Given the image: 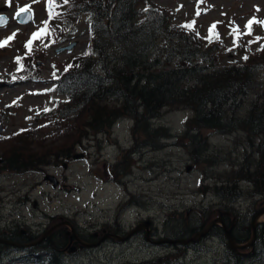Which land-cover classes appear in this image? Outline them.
<instances>
[{
  "label": "trees",
  "instance_id": "trees-1",
  "mask_svg": "<svg viewBox=\"0 0 264 264\" xmlns=\"http://www.w3.org/2000/svg\"><path fill=\"white\" fill-rule=\"evenodd\" d=\"M55 1L53 16L48 15L44 20L48 22L49 35L42 39L43 43L48 47L63 43L77 33L80 20L87 15L89 46L85 54L58 63L64 69L57 70L51 91L62 97H51V103L36 115L46 126L60 123L66 128L75 120L81 122L73 125L74 132L69 131L70 127L64 132L69 143L42 153L31 152L25 142L35 130L16 131L13 136L18 143L0 155L4 160L3 170L21 173L50 164L60 165L74 158L77 147L83 146L84 140L93 141V145L100 148L103 139L99 135H110L117 120L129 119L132 121V144L117 163H130L123 174L130 173L131 157L135 153L163 149L168 140L175 138V144L188 151L192 164L206 172L205 168L216 167L224 160L210 153L211 135L242 133V138L236 140L237 146L243 148L242 157L232 158L227 164L229 168L218 173L215 184L203 186L205 192L213 190L229 210L228 214L221 211L220 216L226 228L216 223L204 239H225L227 264H264V222L257 225L256 239L251 247L232 248L226 230H231L237 243L249 242L252 221L264 207L260 208L264 203V84L259 76L264 65V50H261L264 42L254 54L247 55V47V59L244 58L243 63L221 65L214 52L216 42L181 27L191 22L174 24L164 7L153 5L149 0ZM34 47L32 45L33 50ZM48 47L41 49L45 52ZM30 55L28 60L32 63L37 55L33 51L26 57H18L19 65L26 67L25 60ZM180 109L191 112L181 133L175 134L170 126L155 122L165 111ZM115 170L119 175L116 167ZM245 196L252 197L256 203L261 198V202L255 204L259 206L257 209L244 216L235 208V203ZM198 214L201 218L195 222L184 213L171 217L170 226L166 222L167 238L183 240L197 236L211 218L207 211H198ZM68 229H54L36 245L22 249L35 256V260L21 259V262L71 264ZM111 231L116 233L117 229L114 227ZM15 233L19 237L0 235L21 243H31L41 236ZM83 235L89 243L96 241L91 233ZM195 244L192 241L189 245ZM182 245L178 243L174 245L175 250L152 260L125 264H177L185 256V249L181 247L186 245ZM11 248L18 249L0 243V264L18 263L4 260ZM43 252L48 254L45 259L41 255Z\"/></svg>",
  "mask_w": 264,
  "mask_h": 264
},
{
  "label": "rangeland",
  "instance_id": "rangeland-1",
  "mask_svg": "<svg viewBox=\"0 0 264 264\" xmlns=\"http://www.w3.org/2000/svg\"><path fill=\"white\" fill-rule=\"evenodd\" d=\"M149 1L164 7L174 24L195 21L194 31L206 40L216 42L214 52L221 65L243 63L245 49L248 47L247 55L254 54L264 42V0ZM29 6L34 20L22 24L15 18V13L19 8ZM2 13L11 19L0 26V42L13 33L16 35L6 46L0 47V80L5 82L0 85V125L3 127L0 140L4 139L0 143V155L18 143L13 133L21 129L35 130L29 141H25L31 152L42 153L69 143L64 132L69 127V131L74 132L73 125L76 126L79 120H73V125L66 128L60 123L46 126L36 114L51 103V97H62L51 91L57 70L64 69L58 63L68 62L73 56L87 52L90 39L87 15L80 20L77 33L61 44L48 47L42 39L34 41L32 51L37 55L32 58V63L28 60L31 55L26 58V67L23 68L17 58L29 54L24 43L44 27L42 22L49 15L47 0H11V6H8V0H0ZM253 19L255 22L248 34L246 25ZM213 24L218 39L210 37ZM233 28L239 29L237 44L233 43L234 37L230 34ZM70 43H75L72 49L57 52V48ZM44 47H48L45 52L41 49ZM36 75L40 78H32ZM259 76L264 84V65ZM190 115L187 109L167 110L155 122L170 126L173 133L179 134ZM131 126L129 119L117 120L110 135H99L103 139L100 148L93 145V141L84 140V145L77 147L75 153L84 155L79 159L64 160L66 167L50 164L17 173L3 170L4 160L0 158V232L10 234L8 230L13 227L22 234L61 227L69 228L68 232L80 230L86 235L96 232L92 249L68 254L71 264L141 263L176 249L174 245L177 243L170 242L166 235L169 232L166 222L171 217L184 213L195 222L202 215L198 211H207L211 215L210 224L221 219V211L228 214L229 210L220 197L211 189L205 192L204 187L215 184L218 173L229 168L227 164L232 158L242 157L243 148L236 142L242 138V133L211 135L210 153L224 160H220L216 167L205 168L206 172L192 164L188 151L176 145L175 138L168 140L163 149H144L135 153L131 157L130 173L123 174L130 163L119 166L117 163L132 144ZM115 167L119 175L115 174ZM47 174L56 176V186L53 181L45 179ZM258 203L245 196L235 203V208L245 216L248 211L252 213L257 209L259 206L255 204ZM263 205L261 203L260 208ZM260 212L259 223L264 222V207ZM216 223L221 224L220 221ZM114 227L116 233L111 231ZM135 229L128 239H123ZM204 238L195 241V245L183 244L186 245L181 247L185 249V256L177 264H227L225 239ZM108 239L111 241L105 242ZM26 256L24 251L11 248L4 260L23 264L21 259H29Z\"/></svg>",
  "mask_w": 264,
  "mask_h": 264
},
{
  "label": "water",
  "instance_id": "water-1",
  "mask_svg": "<svg viewBox=\"0 0 264 264\" xmlns=\"http://www.w3.org/2000/svg\"><path fill=\"white\" fill-rule=\"evenodd\" d=\"M31 11V10H30ZM31 13L33 14V12L31 11ZM0 15H2V16H5V17H7V23L10 21V16H8V15H6V14H0ZM28 14L27 13H25L24 15H22L20 18H19V20H23V19H25V16H27ZM16 18V17H15ZM17 19V18H16ZM18 19H17V21H19ZM34 20V14L32 15V18L31 19H29V21L27 22V23H22V24H29V23H31L32 21ZM6 23V24H7ZM74 45H75V43H70V44H67V45H64V46H61V47H59V48H57V52H61V51H63V50H65V49H68V50H70V49H72L73 47H74ZM5 82L3 81V80H0V85H3ZM2 126L0 125V131L2 130ZM84 154H74V158L75 159H79V158H81L82 156H83ZM0 162H2V159H0ZM65 163V162H64ZM45 179L46 180H50V181H53L54 182V186H56L57 185V183H58V180H57V178H56V176L55 175H51V174H47L46 176H45ZM262 212H259V213H257L256 215H255V217H254V219H253V221H252V238H251V240L249 241V242H247V243H245V244H239V243H237L235 240H234V238H233V236H232V234H231V230L230 229H226L227 230V237H228V241H229V244H230V246L232 247V248H234V249H238V248H244V247H251V246H253V244H254V241H255V239H256V235H257V225H258V223H259V221H258V217L260 216V214H261ZM217 221H220L221 222V224L222 225H224L223 224V222H222V220L221 219H215V220H213L210 224H208V226H206V228L202 231V232H200L197 236H194V237H192V238H190V239H183V240H169L170 242H172V243H174V244H178V243H181V244H187V243H189V242H192V241H198L199 239H201L202 237H204L208 232H209V230L213 227V225L214 224H216V222ZM224 227L226 228V226L224 225ZM138 228H140V226L139 227H137V230H138ZM136 231V229L135 230H133L132 232H130L125 238H123V239H128L129 238V236L130 235H132V233H134ZM47 235V234H46ZM46 235H44L43 237H41L40 239H38L37 241H34V242H31V243H21V242H15V241H11V240H7V239H4V238H0V242H3V243H6V244H9V245H11V246H15V247H18V248H26V247H29V246H32V245H36L37 243H39ZM160 242H162V241H160ZM83 243V242H82ZM86 244V243H85ZM87 246H93L94 244H86Z\"/></svg>",
  "mask_w": 264,
  "mask_h": 264
},
{
  "label": "snow or ice",
  "instance_id": "snow-or-ice-1",
  "mask_svg": "<svg viewBox=\"0 0 264 264\" xmlns=\"http://www.w3.org/2000/svg\"><path fill=\"white\" fill-rule=\"evenodd\" d=\"M35 2V0H34ZM66 2V0H65ZM47 5H48V13H49V17L51 18L53 16V9L55 7V0H47ZM8 6H11V0H8ZM25 13H27L28 15L25 16V19L23 20H19V18L24 15ZM200 13L198 12L197 15H199ZM32 13L30 11V6L29 7H23V8H19L18 11L15 13V17L19 20L20 23H27L29 21V19L32 18ZM255 22V20H250L248 22V24L246 25V28L248 29V34L251 33V27L252 24ZM7 23V17L0 15V26H4ZM44 27L40 28L38 31H36L35 33L32 34V36L30 37V39L26 42L25 44V48L27 49L28 53L30 54L32 51V45L34 43V41L39 40V39H43L45 36L49 35V30H48V22L44 21L43 22ZM181 27L187 28L189 30H194L195 28V21H192L189 24L186 25H181ZM216 25L213 24L210 27V37L218 39L219 38V34L218 33H214V29H215ZM231 35H233L234 39H233V43L237 44L238 40L240 38V34H239V29L238 28H233L231 30ZM16 33H13V36L8 37L7 40H5L4 42H0V47H4L8 44L9 41H11L12 39H14ZM261 50H264V48H262ZM245 59H247V57H245ZM17 63H19V58H17ZM45 111H47V109H45Z\"/></svg>",
  "mask_w": 264,
  "mask_h": 264
},
{
  "label": "flooded vegetation",
  "instance_id": "flooded-vegetation-1",
  "mask_svg": "<svg viewBox=\"0 0 264 264\" xmlns=\"http://www.w3.org/2000/svg\"><path fill=\"white\" fill-rule=\"evenodd\" d=\"M67 160H69V159H67ZM60 164L63 167H66L64 161L61 162ZM52 230H54V229H49L48 230V229L44 228L38 233H33V232L30 231L28 234H34L35 236L36 235H41V237H42V236H44L46 234L48 235V233L50 234V232H52ZM8 231H11V233L10 234H8V233L4 234L3 232H0V234H4L6 236L15 237V238L19 237L18 234L15 233V231H17V227H13L12 229H10ZM19 233L22 234L20 231H19ZM66 233L70 236V242H69L68 250H70L69 248H71V247H75L76 249L74 250L75 251L74 253H76V252H79V251L83 252V251H85L87 249H90V247L92 248V246H86L85 244L82 243V242L87 243L88 241L83 239L84 235L82 234V232L80 230L79 231L73 230L71 232H68V230H66ZM91 234H92V232H91ZM93 237L97 238L96 237V232L93 233ZM0 238H4V237L0 235ZM107 241H110V240L108 239L105 242H107ZM114 241L116 242V240H114ZM92 243H94V242H92ZM92 243H90V244H92ZM74 253H71V254H74Z\"/></svg>",
  "mask_w": 264,
  "mask_h": 264
},
{
  "label": "bare ground",
  "instance_id": "bare-ground-1",
  "mask_svg": "<svg viewBox=\"0 0 264 264\" xmlns=\"http://www.w3.org/2000/svg\"><path fill=\"white\" fill-rule=\"evenodd\" d=\"M0 243H3V242H0ZM4 244H6V243H4ZM6 245H9V244H6ZM9 246H11V245H9ZM75 249H76L75 247L71 248L70 249L71 252H68V253H74L73 250H75ZM20 251H24L25 253H27V251H25V250H20ZM41 255H42V258L45 259L48 254L43 252V253H41ZM25 258H31V259L35 260V256L30 255V253L29 254L27 253V256Z\"/></svg>",
  "mask_w": 264,
  "mask_h": 264
}]
</instances>
